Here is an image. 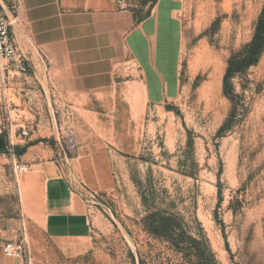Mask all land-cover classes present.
<instances>
[{"label": "rangeland", "instance_id": "374dc122", "mask_svg": "<svg viewBox=\"0 0 264 264\" xmlns=\"http://www.w3.org/2000/svg\"><path fill=\"white\" fill-rule=\"evenodd\" d=\"M263 7L185 0L178 90L159 103L127 83L103 96L61 95L46 69H31L8 114L0 108V242L21 244L25 264H133L130 253L151 240L140 219L168 210L200 223L219 264H264V50L224 90L228 60ZM56 132L68 156L101 154L109 165L83 240L50 239L21 210L12 153L35 133L52 144Z\"/></svg>", "mask_w": 264, "mask_h": 264}, {"label": "crops", "instance_id": "0c3cea01", "mask_svg": "<svg viewBox=\"0 0 264 264\" xmlns=\"http://www.w3.org/2000/svg\"><path fill=\"white\" fill-rule=\"evenodd\" d=\"M6 1L0 8L16 42L57 93L103 96L127 83L150 104L177 92L185 0ZM53 140L35 133L17 143L25 147L18 160L29 165L18 184L21 210L50 239L83 240L91 233L87 194L109 187V165L101 154L63 162L58 132ZM0 264L25 263L6 257L0 242Z\"/></svg>", "mask_w": 264, "mask_h": 264}, {"label": "trees", "instance_id": "16d2710c", "mask_svg": "<svg viewBox=\"0 0 264 264\" xmlns=\"http://www.w3.org/2000/svg\"><path fill=\"white\" fill-rule=\"evenodd\" d=\"M263 50L264 7L255 22L251 40L228 60L224 75L226 93L230 92L228 88L231 77L242 74L246 68L256 64ZM223 128L225 126L221 129ZM188 145L192 146L191 140ZM24 150L25 147L15 149L17 155L22 154ZM140 224L151 240L146 243L147 249L138 247L135 253H130L133 264H219L198 221L195 220L194 225L190 226L176 213L153 210L140 219Z\"/></svg>", "mask_w": 264, "mask_h": 264}, {"label": "built area", "instance_id": "2783aa9c", "mask_svg": "<svg viewBox=\"0 0 264 264\" xmlns=\"http://www.w3.org/2000/svg\"><path fill=\"white\" fill-rule=\"evenodd\" d=\"M30 70L28 56L16 42L11 30V22L0 8V108L6 114L9 108L15 105L11 100L14 83L25 77ZM21 134L27 135L28 131L22 129ZM62 155L63 162H67L70 156L64 149H62ZM12 167L17 180L29 168V165L20 162L12 153ZM91 197H94V193L89 191L87 194L89 202L92 200ZM2 251L6 257H21L23 253L21 244L12 241H4Z\"/></svg>", "mask_w": 264, "mask_h": 264}, {"label": "water", "instance_id": "95a60500", "mask_svg": "<svg viewBox=\"0 0 264 264\" xmlns=\"http://www.w3.org/2000/svg\"><path fill=\"white\" fill-rule=\"evenodd\" d=\"M4 146V137L0 135V147Z\"/></svg>", "mask_w": 264, "mask_h": 264}]
</instances>
